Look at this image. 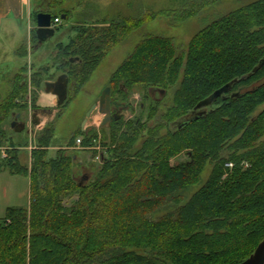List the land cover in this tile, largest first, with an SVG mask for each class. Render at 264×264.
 <instances>
[{
    "label": "trees",
    "instance_id": "16d2710c",
    "mask_svg": "<svg viewBox=\"0 0 264 264\" xmlns=\"http://www.w3.org/2000/svg\"><path fill=\"white\" fill-rule=\"evenodd\" d=\"M54 1L43 11L53 20L70 17L71 10L56 8L66 0ZM220 2L190 0L174 13L147 11L79 26L56 55L69 76L68 90L78 91L99 61L142 25L172 14L176 25ZM32 37L38 42L35 31ZM75 56L79 60L71 62ZM263 57L264 0L212 18L186 49L171 36L147 35L113 72L111 92L126 95L140 86L149 97L159 88L163 96L172 94V102L153 125L136 119L126 128L122 116L105 126L101 142L108 154L96 176L84 174V180L75 154H51L52 126L35 140L30 164L21 162L5 124L28 107L30 78L23 66L0 102V148H7L5 157L0 151V168L29 177L30 204L10 206L0 217V264H238L248 258L264 238V65L253 71ZM43 74L31 76L32 101L55 80ZM230 82L232 89L205 115L178 127L201 100ZM117 101L111 104L122 105ZM152 108L157 118L158 106ZM79 137L86 146L98 133L80 128L69 145ZM182 151L187 160L172 164ZM228 161L234 165L224 177ZM208 164L212 171L203 182Z\"/></svg>",
    "mask_w": 264,
    "mask_h": 264
},
{
    "label": "rangeland",
    "instance_id": "374dc122",
    "mask_svg": "<svg viewBox=\"0 0 264 264\" xmlns=\"http://www.w3.org/2000/svg\"><path fill=\"white\" fill-rule=\"evenodd\" d=\"M254 0H221L220 3L204 9L199 15L193 16L185 21L173 25L175 15L168 17L162 16L152 22L146 23L133 31L124 41L117 44L110 50L104 58L99 61V64L92 72L88 81L76 91L74 88L68 90V97L65 102L58 106L53 104L54 113L52 117L43 116L38 125L31 122V113L33 103L36 106L40 105L52 106L45 100L42 89L37 91L36 100L32 101L34 87L32 85L31 76L34 72L44 71L43 79L54 76L55 79L61 74L59 59L56 55L60 43H67L73 37L78 27L81 25H91L103 19H118L136 17L147 11H172L176 12L186 5L190 0H66L64 4L57 6V9L71 10L70 17H61V22L58 23L57 31L49 37L43 44L37 46L31 34L30 40L25 42L27 55L25 58H19L22 63L13 65L14 54H11L14 45L20 46L22 41L27 38L26 30L24 31L23 39L13 38L12 35L0 30V61L5 63L0 65V102L5 99L11 89V80L21 73L22 67H27V75L29 76V102L28 107L22 110L21 119L26 122L27 127L21 132L12 130L9 122L5 124V129L8 132L10 140L19 144V156L23 164L29 165L32 157V147L38 135L46 126L55 128V138L50 148L51 154L55 155L57 150L64 149L68 154H75L77 163L75 165L76 172L79 176L88 174L90 178L96 176L99 167L101 166V157L107 156L108 146L102 144L104 137V125H102V113L95 109L89 118L86 129H95L98 137L90 145L80 147L79 145H69V140L82 129V122L86 117L88 110L99 100L104 88L109 86V81L113 72L119 65L135 50L138 43L141 42L149 34H157L171 36L175 39L177 46L180 49H186L193 35L212 18L224 14L232 9L240 7ZM33 11L49 9L50 6L56 5L54 0H30ZM191 5V3L189 4ZM188 5V6H189ZM188 8V7H186ZM176 22V21H175ZM20 46L16 50L19 56L24 54L25 50ZM21 48V49H20ZM11 52V53H10ZM149 90V89H148ZM112 91V90H111ZM128 92V93H127ZM125 94H116L111 92V99L118 100L120 104L127 105V109L123 111V120L126 125L131 126L133 120L141 119L147 125H153L162 119L161 114L166 111L167 106L172 102V94L167 93L161 95V99H154L148 95L147 89L143 87H135ZM32 98V99H31ZM159 101V102H158ZM154 106H158L159 115L151 117ZM264 106L259 108V111ZM102 118V119H101ZM108 126L106 125L105 128ZM125 127L123 126L122 131ZM159 129V128H158ZM166 128H161L160 133H165ZM121 135V134H120ZM108 136V133H107ZM77 144V143H76ZM96 151V152H95ZM185 151L173 156L171 163L187 160ZM246 164L245 166H247ZM228 174V168L226 167ZM212 171V165L208 164L202 173V181L205 182ZM198 186L193 187L188 195L190 196ZM30 204V180L29 177L22 174H12L8 170L0 168V217H3L6 210L10 206L28 207Z\"/></svg>",
    "mask_w": 264,
    "mask_h": 264
},
{
    "label": "water",
    "instance_id": "95a60500",
    "mask_svg": "<svg viewBox=\"0 0 264 264\" xmlns=\"http://www.w3.org/2000/svg\"><path fill=\"white\" fill-rule=\"evenodd\" d=\"M66 15L63 14L62 18H65ZM52 19L53 15L51 12L47 11H40L37 13L36 16V35H37V46L39 44H42L44 41H46L49 37H52L56 29L52 26ZM79 60L78 56L71 57L70 61L74 62ZM264 65V57L260 60L259 64L254 68V72L257 71L261 66ZM233 83H226L222 87L215 90L211 95L206 97L205 99L201 100L194 108L195 115H192L190 117H187L184 121H180L178 124L179 128H182L186 124H188L190 121L195 120L199 117H202L207 113V107L211 105L219 96L224 95L226 92L230 91L232 89ZM68 86H69V76L67 73H61L57 76L55 80H48L44 84V91L47 93H52L57 96V105H62L65 100L68 97ZM160 92V95L165 94L164 89L159 88H152L150 89V93H154L156 91ZM239 92L232 93V96H238ZM95 109H98L100 113L103 114L102 119V125L106 126L110 124V120L112 117V107H111V87L107 86L104 88L103 92L101 93L99 100L96 104H93V106L88 110L85 119L82 122V130L86 129V124L91 117L93 111ZM198 110V111H197ZM47 113L51 114L52 109H40L35 108L33 111V124H39L40 123V117L38 113ZM22 113H17L14 119L11 121V128L16 132H21L26 129L27 124L25 121L21 119ZM116 117V116H115ZM117 118V117H116ZM87 176L83 175L82 180L86 179ZM238 264H264V238L262 241L258 244L254 252L246 258L244 261L238 263Z\"/></svg>",
    "mask_w": 264,
    "mask_h": 264
},
{
    "label": "crops",
    "instance_id": "0c3cea01",
    "mask_svg": "<svg viewBox=\"0 0 264 264\" xmlns=\"http://www.w3.org/2000/svg\"><path fill=\"white\" fill-rule=\"evenodd\" d=\"M34 12L35 11L32 10V4L30 0H0V30L3 31L5 29L7 33L13 36V38H17L20 40L23 39L24 31L26 30L27 38L24 41H22V43L20 44V46H22V44H24L25 42L30 40V38H32L31 34L33 35V31L36 30V22L34 21ZM20 46L16 47L14 45L12 47L14 48V50L11 51L12 53L10 52L11 54L15 55L14 61H11L13 65L22 63V60L19 58H25V57L19 56L16 52V50H18ZM0 65L4 66L5 63L3 61H0ZM42 94L45 100H47V102L50 103V105L52 103V106L44 107V105H40L37 108L52 109V113L49 115L47 113L39 112L38 115L40 117V122L43 116L52 117L54 113L53 104L57 105V96L55 94L47 93L44 91V89H42ZM33 111L34 109L32 110V113H31V122L33 121L32 119ZM102 117H103V114H102ZM34 125H38V124H34Z\"/></svg>",
    "mask_w": 264,
    "mask_h": 264
},
{
    "label": "flooded vegetation",
    "instance_id": "af4514ba",
    "mask_svg": "<svg viewBox=\"0 0 264 264\" xmlns=\"http://www.w3.org/2000/svg\"><path fill=\"white\" fill-rule=\"evenodd\" d=\"M150 96L154 99H161V96H160V92L157 90L156 92L154 93H150ZM111 107H112V117H111V120H110V124L113 120H119L122 118L123 116V111L125 109H127V105H118V104H111ZM117 118H116V117ZM109 125V124H108Z\"/></svg>",
    "mask_w": 264,
    "mask_h": 264
},
{
    "label": "built area",
    "instance_id": "2783aa9c",
    "mask_svg": "<svg viewBox=\"0 0 264 264\" xmlns=\"http://www.w3.org/2000/svg\"><path fill=\"white\" fill-rule=\"evenodd\" d=\"M60 18H55L53 21H52V26H55V25H57L58 23H60ZM82 137H79L78 139H77V145H79L80 147H85V146H83L82 145ZM33 148V147H32ZM6 150H7V148L6 147H1L0 148V151H1V156L2 157H5L6 156ZM226 167L227 168H229V169H231L232 167H233V162H231V161H228V162H226Z\"/></svg>",
    "mask_w": 264,
    "mask_h": 264
},
{
    "label": "bare ground",
    "instance_id": "6f19581e",
    "mask_svg": "<svg viewBox=\"0 0 264 264\" xmlns=\"http://www.w3.org/2000/svg\"><path fill=\"white\" fill-rule=\"evenodd\" d=\"M68 88H69V86H68Z\"/></svg>",
    "mask_w": 264,
    "mask_h": 264
}]
</instances>
